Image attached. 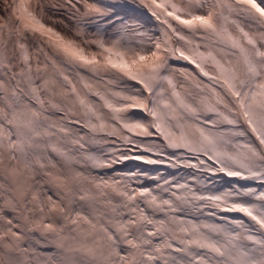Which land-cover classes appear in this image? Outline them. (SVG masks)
Returning a JSON list of instances; mask_svg holds the SVG:
<instances>
[{
	"label": "snow or ice",
	"instance_id": "1",
	"mask_svg": "<svg viewBox=\"0 0 264 264\" xmlns=\"http://www.w3.org/2000/svg\"><path fill=\"white\" fill-rule=\"evenodd\" d=\"M0 264H264V0H0Z\"/></svg>",
	"mask_w": 264,
	"mask_h": 264
}]
</instances>
